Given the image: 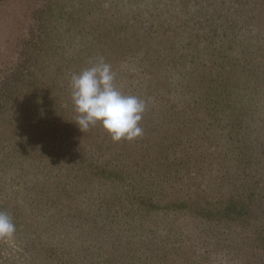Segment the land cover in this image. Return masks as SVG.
<instances>
[{
  "label": "trees",
  "instance_id": "trees-1",
  "mask_svg": "<svg viewBox=\"0 0 264 264\" xmlns=\"http://www.w3.org/2000/svg\"><path fill=\"white\" fill-rule=\"evenodd\" d=\"M188 1L144 0L141 13L151 6L159 18L139 27L144 39L134 36L137 47L131 54L139 61L150 56L159 45L155 26L169 27L165 22L177 32L173 43L184 39L185 52L168 61L174 83L167 87L160 82L153 91L159 98L167 95V101L152 108L159 129L150 130L166 136L156 140L143 130L127 150L129 141L113 142L99 124L88 130L95 135L84 139L86 132L71 121L28 120L26 115L7 120L12 132L18 126L30 129L32 122L36 143L50 147L55 166L64 168L66 180L58 181L63 185L55 187L56 195L27 198L14 207L34 216L29 225L36 228L29 230L41 263L73 264L74 246L85 252L88 264H199L218 249L229 252V233L238 227L247 233L255 259L264 258V113L258 109L264 91L250 86L253 59L244 56L248 50L237 38L248 23V0H198L199 11L193 14L199 21L186 17L195 30L172 14ZM236 46L240 55L229 52ZM186 61L187 72L180 74L176 66ZM136 64L140 73H147ZM196 69H202L207 81L191 79ZM178 84L185 88H176ZM12 90L0 88V100ZM247 94L251 96L244 101L240 96ZM38 107L34 104L33 110ZM5 141L12 146V136ZM83 208L89 213L83 214ZM196 247L202 251L188 261L184 251Z\"/></svg>",
  "mask_w": 264,
  "mask_h": 264
},
{
  "label": "rangeland",
  "instance_id": "rangeland-1",
  "mask_svg": "<svg viewBox=\"0 0 264 264\" xmlns=\"http://www.w3.org/2000/svg\"><path fill=\"white\" fill-rule=\"evenodd\" d=\"M196 2L198 0H189L187 7L180 8L177 5L179 11L172 12L181 18V23L190 27L192 25L194 30L196 24L186 17L191 14L195 21H199L198 16L194 15L199 11ZM145 5L144 0H0V88L13 89L0 100V211L8 213L16 226L12 239L0 240V264H43L38 258L35 259L36 239L33 238L34 232L29 230L36 228L29 225L35 221L34 216L29 210L24 211L23 208L15 211L14 207L27 198L46 199L56 195L55 187L63 185L66 180L64 168L55 166L50 147L36 143L34 124L29 123L30 129L18 126L12 132L7 128L8 119L26 115L28 120L41 117V121L54 119L59 123L71 121L76 124L78 114L72 101L70 76L91 67L102 57L112 66L116 87L126 95H135L146 101L145 115L140 121H144L145 134L155 135L153 138L156 140L167 135L160 130H150V127L159 129L158 124L152 121L157 116L152 108L167 101V95L159 98L153 91L160 82L167 87V83L171 86L174 83V71L168 61L174 56L179 58L181 51L185 52L182 48L184 39L181 42L182 39L177 38L176 43H173L177 33L173 26L167 22L163 24L169 26L167 28L155 24L157 38H160L156 41L159 45L153 49L155 51L150 56H143L141 61L131 55L137 47L134 36L144 39L139 27L143 23H154L159 18L151 6L141 13V7ZM244 11H248V23L241 26L237 38L243 41L248 50L244 56L253 59L248 66L253 70L247 78L249 84L251 87L256 86L261 93L264 91V0H248ZM137 29L139 32H136ZM182 33L181 36L186 35ZM237 48L233 47L229 52L240 55ZM137 62L146 67V74L139 72ZM186 65L187 61L182 66H176L180 74L187 72L183 70ZM178 74L176 72V77ZM145 76L150 80H144ZM181 76L177 82L182 79ZM196 76L207 81L202 69H196L191 79L194 80ZM181 85L178 84L176 88L184 89ZM174 94L176 97L180 95ZM248 96L251 94L240 97L247 100ZM169 99L178 102L171 94ZM36 103L39 107L33 110ZM40 107L47 110L41 113ZM23 109L28 112H21ZM258 109L259 113H264V104ZM39 125L41 123L38 122L36 126ZM101 131L105 132L104 128ZM93 135L92 131H86L83 138L90 139ZM10 136L12 146L5 141ZM207 144H200V148L206 149ZM132 146V141H129L126 149H133ZM59 180L63 183H58ZM43 213L48 211L43 210ZM82 213L87 214L89 210L83 208ZM242 229L238 227L229 233L232 247L229 252L218 249L214 254L211 253L208 262L199 264H264V258L260 261L255 259V249ZM31 237L33 242L30 241ZM30 242L31 248L28 246ZM197 247L184 251L187 252L188 261L193 254L198 258L199 250L202 249L198 250ZM76 248L80 247L73 246L71 249L74 256L72 263L88 264L85 252ZM188 263L194 264L193 261Z\"/></svg>",
  "mask_w": 264,
  "mask_h": 264
},
{
  "label": "clouds",
  "instance_id": "clouds-1",
  "mask_svg": "<svg viewBox=\"0 0 264 264\" xmlns=\"http://www.w3.org/2000/svg\"><path fill=\"white\" fill-rule=\"evenodd\" d=\"M115 78L112 66L102 57L91 67L71 74V96L78 114L75 123L83 133L99 124L113 142L132 141L143 134L140 121L146 101L121 92ZM15 232L11 216L0 211V240L12 239Z\"/></svg>",
  "mask_w": 264,
  "mask_h": 264
}]
</instances>
